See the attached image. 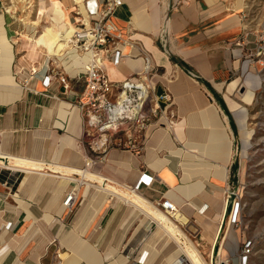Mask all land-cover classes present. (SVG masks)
Segmentation results:
<instances>
[{
    "label": "crops",
    "instance_id": "crops-1",
    "mask_svg": "<svg viewBox=\"0 0 264 264\" xmlns=\"http://www.w3.org/2000/svg\"><path fill=\"white\" fill-rule=\"evenodd\" d=\"M101 1L87 2L91 6ZM119 1L111 22L126 40L120 46L122 67L105 55L104 69L110 77L108 68L118 66L123 77L110 78L122 80L148 66L151 95H169L171 104L160 105L166 112L173 104L170 125L180 124V131L165 129L161 120L160 126L152 124L145 131L139 154L113 147L88 171L94 180L75 173L87 156L77 106L84 88L77 74L83 67L71 75L60 59L46 66L50 56L34 53L22 37L38 35V26L26 31L19 22L30 8L18 3L15 12L6 13L12 3L0 0V57L4 43L11 52L8 68L0 65V161L8 166L12 157L43 165L31 170L0 166V264H191L174 238L147 214L149 204L161 210L162 199L174 203L186 218L184 224L173 222L205 264L213 262L222 242L221 257L239 251L229 231L221 239L228 205L220 223L222 207L213 201L225 200L229 173L235 169V128L218 86L233 73L232 47L243 32L241 3ZM33 3L39 5L38 0ZM45 74L50 75L47 85L42 82ZM59 75L65 76L67 89ZM200 182L190 196L178 189ZM107 186L132 191L146 203L124 202L105 191ZM70 191L75 200L66 208L62 203ZM234 243L236 250L230 253Z\"/></svg>",
    "mask_w": 264,
    "mask_h": 264
},
{
    "label": "built area",
    "instance_id": "built-area-1",
    "mask_svg": "<svg viewBox=\"0 0 264 264\" xmlns=\"http://www.w3.org/2000/svg\"><path fill=\"white\" fill-rule=\"evenodd\" d=\"M87 1L89 0H82L83 6L74 3L71 13L66 10L70 24L66 25L60 36V40L65 41L68 46L66 52L71 50L80 56L90 54L82 72L77 74L78 78H83L84 83L77 101L83 117V136L87 147L84 166L80 170L84 172L89 171L98 161H104L107 152L113 147L126 148L139 154L143 149L145 131L152 124L160 126L162 123L166 107L162 108L161 102H172L167 94L151 95L148 66L122 80H113L107 75L103 65L105 55H109L113 65H118L123 55L120 46L126 42L111 22L113 12L120 5V1L103 0L100 3L93 2L91 6ZM10 5H6V13L10 12ZM25 6L27 9L34 8L35 4L32 6L28 3ZM49 20L51 21V18ZM71 27L73 31L67 37L66 33ZM53 59L58 58L50 56L45 65L50 66ZM58 78L67 89L65 76L59 75ZM42 82L47 85L50 75L45 74ZM170 116L173 117L171 114ZM74 200L75 193L70 191L62 205L70 208ZM159 207L168 218L175 219L177 207L170 200L162 199ZM249 246L250 243L243 245L244 258L250 250Z\"/></svg>",
    "mask_w": 264,
    "mask_h": 264
},
{
    "label": "rangeland",
    "instance_id": "rangeland-1",
    "mask_svg": "<svg viewBox=\"0 0 264 264\" xmlns=\"http://www.w3.org/2000/svg\"><path fill=\"white\" fill-rule=\"evenodd\" d=\"M237 1L241 3L244 15L243 32L241 39L232 47L235 49L234 56L236 58L233 63V73L218 89L225 101L224 94L227 84L236 79L243 80L242 65L244 63L249 64L248 71L256 76L260 83L249 104H245L242 100L245 92L244 86L238 89L237 95L233 93L229 96L233 101L247 105V130L250 132V138L249 147L243 155L239 130L231 113L229 119L235 128L233 131V165H236V171L234 172L231 168L226 185L225 199L227 200L228 211L224 220L221 239L230 231L239 242L237 255L233 257L227 255L229 256L226 258L228 264H264V0ZM30 2L33 6V0ZM31 9L33 8L30 7L25 13L26 19L24 15L20 17L29 22L36 20L40 8L35 4L34 10ZM29 10L32 12L29 13ZM45 21L46 18L43 17L42 22L38 25L37 34L41 33L44 25H48ZM166 104L168 103H165L164 106ZM172 105L164 114L168 122H172L170 116ZM195 233L197 234V232ZM185 236L184 234L183 242L187 240ZM198 238L199 235H197V240ZM245 243H250V250L244 258L242 249ZM219 261L221 262L217 250L213 264H218Z\"/></svg>",
    "mask_w": 264,
    "mask_h": 264
},
{
    "label": "bare ground",
    "instance_id": "bare-ground-1",
    "mask_svg": "<svg viewBox=\"0 0 264 264\" xmlns=\"http://www.w3.org/2000/svg\"><path fill=\"white\" fill-rule=\"evenodd\" d=\"M12 1H14V2H12ZM70 1H71V3H70ZM38 2H39L38 6L40 9H38L36 20H32L29 22V21H26L24 19H20L19 22L21 24V27L23 29H25L26 31H28L30 28L38 26L39 23L42 22L43 17L46 18L45 23L48 25H44L41 33L38 35H35V34H32L31 36L22 35V37L27 38L29 40V43H31L30 45L32 46L31 50L34 53H35V51L40 50V51L44 52L47 56L57 57L58 59H60L62 61L63 65H65V68L69 71V73H71V75L76 74L77 71L82 69L85 62H87L90 59V54L80 56L71 50H68L66 52L65 49L68 46L65 43V41L60 40V36H61L62 30L66 27V25L70 24V22L67 21V19L69 17L68 12L66 11L67 6L70 4L69 6L71 7L74 3L79 4L80 6H83L82 0H68V2H64L63 0H49L47 2V4H46L45 0H39ZM11 3H12V5L9 7V11L15 12L17 10L16 4L19 3V4H21L23 9H26L27 6H25V5L28 3L30 4L31 2H30V0H11ZM46 6L48 7L47 9L45 8ZM139 15L140 14H138L137 16H139ZM49 18H51V21L49 20ZM166 22H167V20L165 21V23ZM71 28L72 29H70V31L66 33L67 37H69V35L73 31V27H71ZM147 42L150 45L149 39L147 40ZM158 55H160V54H158ZM10 61H11L10 48H9V45L7 43H4V45L2 46L0 65L6 66V68H8ZM133 63H135V62H133ZM104 64L106 67L107 63L104 62ZM118 66H117V68L116 67L108 68L109 69V75L111 78L123 77V76H120V72H119V68L122 67V65L119 66V68H118ZM248 66H249L248 63H244L242 65L243 80L236 79V80H233L230 83H228L226 86V89H225V94H224L225 101L228 105L230 112L234 116V119L236 121L238 130H239L240 139L242 142L243 155L245 154L247 148L249 147V138H250V132L247 130L248 107H247V105H243V104H240V103L233 101L229 96L233 95V93H235L237 95L238 89L241 88L242 86H244L245 92L242 96V100L245 104L251 103L253 96L255 94V91L259 86L260 81L256 76L252 75L248 71ZM218 87L220 88L221 86L219 85ZM127 115H130V114H127ZM126 117H129V116H126ZM162 122L164 125L163 127L165 129H167V130L172 129V131L175 129L176 133H179L180 128H181L180 124L176 123V124H173V126H171L167 120V117H163ZM223 133H224L225 143H226L228 150H229L230 140L227 139V137L225 136L226 134H225L224 130H223ZM8 159H9L8 166L3 161H0V166H2V167L7 166L10 168H18V169H23V170L40 169L43 166L41 163L31 162V161L26 160V159H19V158H12V157H9ZM75 173H78L79 175H81L83 177L89 178L90 180L95 179L94 176L89 175L88 171L84 172V171H80V170H75ZM220 178H221V180L224 179V173L223 172H222ZM97 181L103 182L102 179H98ZM202 185H203V182H200L197 185L195 184V185L187 186V187H179L178 189L181 193H184L187 196L188 195L190 196L192 193L196 192L197 189L199 190ZM104 190L108 191L109 193L116 194L124 202L132 203L134 205H142V206H143V203H146L145 201H143V199L141 197H139V195H137L136 193H134L132 191L129 193L123 191V193H122V192H119L118 190H116L115 188H112L110 186H107V189H104ZM104 190H100V191L105 192ZM219 190L223 191V189H221V188H219ZM118 193H120V194H118ZM213 203H216L217 205H220L222 207V213H221V217H220V223H221L223 216H224V213H225V207L227 204V200L225 199L220 204L217 201H213ZM201 206H202V204L198 207V209L200 211L202 210L201 208L203 207V206L202 207ZM147 214L150 216V218H152L159 225H161V227L163 229H161L160 231H162V233H164L166 236H168L170 238H174L176 243L179 245V252L185 254L186 257L189 259L191 264H205L201 255L199 254L198 250L193 245H191V243L183 242L180 239L181 236L183 237V232L181 231V229L177 225H175V223L173 222L172 219L168 218L164 214V212L162 210H159V209L153 207V205L149 204V207L147 206ZM231 218H232V215H231ZM175 219L177 221H179L180 223H183V224L187 222L186 218L184 216H182V214L180 213L178 208H177V212L175 214ZM229 223H230V221H229ZM219 226L216 230L215 238L217 237V234L219 232ZM229 235H230L231 242L234 241L236 243V238L234 237V235L231 234V232ZM215 238H214L213 244L215 243ZM235 243H234V245L231 244V246H229V250H230L229 252L230 253L235 252V250H236V248H235L236 244ZM223 244H224V242H222L221 247L219 249V253H218V256L220 257L219 259L221 260V262L219 261V263L228 264V261L226 260V256L221 257L222 253L224 252L223 248H222ZM62 257H64V256H62ZM69 264H74V262H70Z\"/></svg>",
    "mask_w": 264,
    "mask_h": 264
},
{
    "label": "trees",
    "instance_id": "trees-1",
    "mask_svg": "<svg viewBox=\"0 0 264 264\" xmlns=\"http://www.w3.org/2000/svg\"><path fill=\"white\" fill-rule=\"evenodd\" d=\"M221 105L223 106V108H225V106L223 105V103H221ZM226 110V109H225ZM236 166V165H235ZM236 171V167L234 169V172Z\"/></svg>",
    "mask_w": 264,
    "mask_h": 264
}]
</instances>
